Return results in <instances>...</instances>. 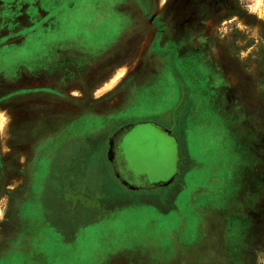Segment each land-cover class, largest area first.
Segmentation results:
<instances>
[{"label":"rangeland","instance_id":"374dc122","mask_svg":"<svg viewBox=\"0 0 264 264\" xmlns=\"http://www.w3.org/2000/svg\"><path fill=\"white\" fill-rule=\"evenodd\" d=\"M165 30L187 33L184 45L166 36V52L155 50ZM160 55L168 70L153 86ZM142 77L124 117H157L151 100L166 91L180 147L174 159L166 143L165 164L131 167L152 184L178 170L174 182L128 191L108 164H89L91 187L110 201L71 216L57 197L66 175L54 170L40 219L62 213L68 230L42 229L34 204L56 153L39 164L40 152ZM0 114V264H264V0H0ZM78 139L70 150L87 148ZM142 148L155 147H130Z\"/></svg>","mask_w":264,"mask_h":264},{"label":"crops","instance_id":"0c3cea01","mask_svg":"<svg viewBox=\"0 0 264 264\" xmlns=\"http://www.w3.org/2000/svg\"><path fill=\"white\" fill-rule=\"evenodd\" d=\"M134 21L136 20H133V23ZM162 56L163 55H160L159 58L162 59ZM162 60V62H159L158 60L157 63L154 61L153 65L155 66V70H152L151 72V76L154 77L153 81L151 82L152 84L154 83L153 86L155 85V83H157L158 79H160L161 73L163 75L164 70H168V65L166 66L165 58ZM181 61L182 60H180V62ZM214 68L215 65L211 62V60L203 65V69L206 74L214 71ZM212 78L213 76L209 75L210 81H213ZM203 80L204 82L206 81L205 79ZM163 82L166 85L165 79H163ZM147 83H149V81ZM218 83L219 82L213 81L212 84L218 85ZM137 84L138 82L134 83V81L128 82L121 89L122 91L118 95V103L112 102L114 106L110 108H103L99 112H92V110L88 108V111L84 112L85 116L87 115L89 118H93L92 123H90L89 120H87L89 122L86 121L88 123V132L84 136L83 141L88 144V146L87 148L85 147V149L82 147L81 150H78L80 148L79 146L67 151V160L62 163L67 164L66 170L64 166L60 169V167H57V164H54V160L58 156H60V153L55 154V156L51 159V162L53 164H45L44 167L46 168V177L40 191L42 203L45 207L44 208L42 206V209H46L47 211V209L51 208V201H46L44 196L46 195L48 189L51 188L50 184L49 186L45 185L48 178L51 183V176H53L54 170H60L59 173L66 175L67 181L57 187V197L63 202V206L64 204H66L67 210H72L71 216L77 215L75 213L76 210H79L81 208H90L89 211L100 210V208L104 210L103 208H107V201H110L109 199H106L105 195L103 196V187L95 191L91 187L87 178L90 169L89 164H108L111 169L113 181L116 182L117 185L121 186V188L123 187L128 191L136 192L144 190L150 186L155 187L154 184L149 181L150 175L148 173H143L141 170H137V174H140L141 176L137 174V176H135L132 172L129 171L130 168L127 169V167L131 166L129 164H142L140 166H144V164L152 163L151 161H146L147 158L148 160H155V162L157 159H160L161 164H165L166 131H168V134L171 135V137L177 143L176 152L179 151L180 146L176 136L173 133V130L166 127V91L163 92L161 98H158L155 101L153 97V99L151 100V104L153 103L152 101H154L156 102L155 104L158 105L159 111L158 113H156L157 117H151L147 120L137 118L133 121L131 118L126 119L124 117V114L126 112H130L131 109L126 108L129 106L127 105L129 104V101H131L130 104H132V108L133 106L136 107L140 104L135 102L138 101V98L134 96V87H138ZM143 84L144 83H142V85ZM125 104L126 106H124ZM127 126H131L132 128ZM144 126L147 128H145ZM124 127L127 128L126 133L122 134L121 136H116L115 132L121 130ZM146 129L151 130L145 131ZM150 133L151 135L154 134L152 136V139H144V137H146V134H149L150 136ZM140 141H142L143 143L152 142L155 147L154 150L148 151L146 148H142L138 152L133 153V151L130 149L131 144H138ZM135 157H137V162H135ZM91 158H96V160L92 161ZM177 163L180 164V156ZM38 168L39 170L41 169L39 165ZM126 178L130 179L132 182H141L142 184H130L125 180ZM124 183H129L131 186H135L137 189H130L129 185H126ZM161 187H166V185H163ZM38 205V203L34 204V208H36V206ZM46 211L44 213H46ZM52 216H56V214L54 215L52 213ZM61 216L64 217L65 215L62 213L57 214V217Z\"/></svg>","mask_w":264,"mask_h":264},{"label":"flooded vegetation","instance_id":"af4514ba","mask_svg":"<svg viewBox=\"0 0 264 264\" xmlns=\"http://www.w3.org/2000/svg\"><path fill=\"white\" fill-rule=\"evenodd\" d=\"M165 21V20H164ZM166 36L168 37L167 38V40L169 39V40H171V41H174L175 43V45H184V43H185V41H186V38H187V33H182V32H180V33H177V32H170V33H168L167 35H166V30H165V33H164V35H163V40H164V42H163V44H164V46H162V47H160L159 49H157V48H155V50H157V51H165L166 52ZM154 50V49H153ZM154 50V51H155ZM186 72V71H185ZM145 78V77H144ZM134 79H137V80H134ZM133 80H134V83H137L138 82V87H139V85H141L142 86V83H144L143 85H145L146 84V82L145 81H142V79H143V77L142 78H134ZM150 79V78H149ZM133 80H131V81H133ZM197 83L201 86V84L203 83L204 85H206L207 86V84H208V82L207 81H205L204 82V80H203V82H199V81H197ZM208 87V86H207ZM201 88H202V86H201ZM135 94V93H134ZM137 94H138V92H137ZM136 98H138V100H140L141 98H139L138 97V95L136 96V95H134ZM141 106V105H140ZM127 127H130V128H132L131 126H127ZM121 129V128H120ZM127 128H122L121 130H119V131H116L115 132V135L116 136H121L122 134H124V133H126V130ZM83 131H81V129L80 128H77L76 130H74V129H72V130H68L67 132H65V134H62L61 136H60V138H57V139H55V141L50 145V146H47V149H44L42 152H40L41 153V156L39 157V159L38 160H36V162H39V164L41 163L39 160H42L43 158H47V157H49L48 155H50L52 152H55L56 154H61V153H63V151H66V150H70V147L74 144L75 145V141H76V139L79 137V139L78 140H80V141H83L84 140V136L86 135V133L88 132V127H85V128H83L82 129ZM98 130V129H97ZM97 130H94V131H97ZM80 132H82V133H80ZM80 135H82V136H80ZM168 136H170L171 137V135H169L168 134V131H166V143H168L167 144V146H168V150L171 152V153H174V159L176 158V149H177V143H176V141L171 137H168ZM120 149V148H119ZM50 162H51V160H50ZM129 165H131V164H129ZM128 168H130L129 169V171L130 172H132L135 176H137V175H140V174H137V169H133L131 166H128L127 167V169ZM35 171L36 172H38L39 171V168H38V165L36 164V166H35V168H34V173H35ZM137 174V175H136ZM141 176V175H140ZM139 176V177H140ZM41 203V204H43L42 203V197H41V195L39 196V198H38V201H36V203ZM38 203V204H39ZM40 207H42V206H40ZM43 207H44V205H43ZM45 208V207H44ZM46 211V209H41V214H38L37 216L39 217V221L38 222H40L39 223V226L42 228V229H44V230H49V228H51L52 230H55V231H57V232H59V231H66V230H68V229H66L67 228V225L65 224V223H58L60 220H59V217H54L55 219V221H54V223H52L51 221V223L52 224H50V222H48V223H46V224H44V225H42V222L43 221H41V219H40V217H43L44 216V212ZM36 216V217H37ZM57 219V220H56ZM58 221V222H57ZM51 225H53V226H51Z\"/></svg>","mask_w":264,"mask_h":264},{"label":"water","instance_id":"95a60500","mask_svg":"<svg viewBox=\"0 0 264 264\" xmlns=\"http://www.w3.org/2000/svg\"><path fill=\"white\" fill-rule=\"evenodd\" d=\"M177 174H178V170L175 173V175L171 177V179H169L168 181H166L164 183H162V182L161 183H155L154 186L157 187V186H163V185H166V186L170 185L174 181V179H175V177H176ZM124 182H125V180H124ZM124 184L129 185V188L130 189H133V190H136L137 189L135 186H131L129 183H124Z\"/></svg>","mask_w":264,"mask_h":264},{"label":"snow or ice","instance_id":"6c2138e0","mask_svg":"<svg viewBox=\"0 0 264 264\" xmlns=\"http://www.w3.org/2000/svg\"><path fill=\"white\" fill-rule=\"evenodd\" d=\"M0 119H2V114H0ZM0 127H2V124H0Z\"/></svg>","mask_w":264,"mask_h":264},{"label":"bare ground","instance_id":"6f19581e","mask_svg":"<svg viewBox=\"0 0 264 264\" xmlns=\"http://www.w3.org/2000/svg\"><path fill=\"white\" fill-rule=\"evenodd\" d=\"M4 123V122H3ZM4 125V124H3Z\"/></svg>","mask_w":264,"mask_h":264}]
</instances>
